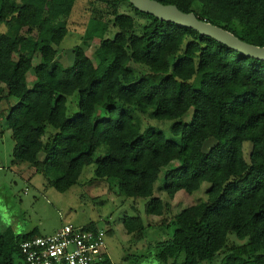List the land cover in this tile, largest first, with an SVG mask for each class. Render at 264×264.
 <instances>
[{"label":"trees","instance_id":"trees-1","mask_svg":"<svg viewBox=\"0 0 264 264\" xmlns=\"http://www.w3.org/2000/svg\"><path fill=\"white\" fill-rule=\"evenodd\" d=\"M156 1L264 47V0ZM76 3L0 0V25L9 26L0 33V103L17 101L0 111V121L5 115L13 121L14 158L61 193L95 165V177L114 183L126 197L149 198L145 214L156 217L166 210L154 196L163 171L171 200L180 191H198L210 173L222 175L224 183L212 184L207 201L163 225L169 238L157 246L156 257L165 264H213L225 253L222 264H264V61L141 13L129 0H90L82 44L64 66L58 47L70 32ZM122 3L147 20L140 33L134 17L119 12ZM111 26L117 33L109 38ZM95 40L100 74L86 51ZM76 93L79 110L69 116L68 99ZM135 108L154 109L159 121L193 113L189 122L172 126L180 137L174 142L153 129L142 132L132 117ZM211 140L216 144L205 152ZM246 142L252 145L248 159ZM123 226L130 235L146 230L140 215L127 216ZM230 234L247 243L229 246ZM35 236L41 235L0 233V264H25L20 244ZM104 264L113 263L107 258Z\"/></svg>","mask_w":264,"mask_h":264},{"label":"rangeland","instance_id":"rangeland-1","mask_svg":"<svg viewBox=\"0 0 264 264\" xmlns=\"http://www.w3.org/2000/svg\"><path fill=\"white\" fill-rule=\"evenodd\" d=\"M89 1L77 0L69 23L70 32L58 47L60 62L64 66L73 63V48L82 44V36L91 15ZM119 12L134 17L137 33H140L142 26L147 23V20L136 14L127 3L120 5ZM8 29L7 24L0 25V33H5ZM116 33V29L111 26L108 37L112 38ZM98 46L99 41L95 40L86 51L94 61L98 69L97 73L100 74L104 68L95 57ZM37 62L38 60H35V64ZM132 67L136 70L134 65ZM34 80L31 72L28 76L30 87L33 86ZM2 94L4 95V92H0V95ZM68 100V115L74 116L79 110L78 93ZM16 103V100L2 98L0 111L6 113ZM153 111L154 109L149 108L147 113H142L135 108L132 113L135 123L142 132L153 129L162 132L168 140L180 142V137L173 135L171 128L176 122H189L193 109L177 121H159L153 117ZM12 122L6 118V115L0 121V233L12 229L17 234L37 232L41 236H50L64 225L95 226L107 232V252L113 264H165L156 257L155 251L163 240L169 238L170 231L163 225L182 210L207 201L212 184L224 183L222 175L210 173L198 191L192 194L180 191L171 200L163 190L165 174L163 171L155 184L154 192V196L161 198L166 204L165 214L162 217L145 214L149 198H128L119 192L114 183L96 178L95 165L85 167L77 185L61 193L53 188L36 168L14 158L15 140L11 131ZM49 132H53L51 128ZM213 140L205 144V152L216 144ZM251 146L250 142L244 143L246 159L250 155ZM43 157L44 154L41 153L39 159ZM177 165L178 162H174L169 168H175ZM139 215L144 221L146 230L142 233L128 234L123 226L124 219L127 216ZM246 243L247 240H240L234 234L228 236L229 246ZM224 256L225 253L217 255L213 264H222Z\"/></svg>","mask_w":264,"mask_h":264},{"label":"built area","instance_id":"built-area-1","mask_svg":"<svg viewBox=\"0 0 264 264\" xmlns=\"http://www.w3.org/2000/svg\"><path fill=\"white\" fill-rule=\"evenodd\" d=\"M107 232L64 225L50 236H35L20 244L25 264H104Z\"/></svg>","mask_w":264,"mask_h":264},{"label":"water","instance_id":"water-1","mask_svg":"<svg viewBox=\"0 0 264 264\" xmlns=\"http://www.w3.org/2000/svg\"><path fill=\"white\" fill-rule=\"evenodd\" d=\"M129 1L141 13L151 15L163 22L192 29L200 35L209 37L245 57L264 61V47L249 44L233 33L199 19L194 13L182 12L175 5H165L156 0Z\"/></svg>","mask_w":264,"mask_h":264}]
</instances>
